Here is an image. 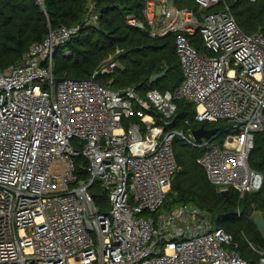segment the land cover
I'll list each match as a JSON object with an SVG mask.
<instances>
[{
  "label": "built area",
  "instance_id": "built-area-1",
  "mask_svg": "<svg viewBox=\"0 0 264 264\" xmlns=\"http://www.w3.org/2000/svg\"><path fill=\"white\" fill-rule=\"evenodd\" d=\"M195 2L143 0L144 19L128 16L153 38L175 35L184 76L175 90L102 84L97 76L120 65L114 54L89 78H56V46L80 25L52 31L0 71V264H264V249L249 241L260 255L251 263L195 204L159 212L180 168L177 135L204 149L198 162L221 192L243 196L264 181L250 165L264 129V34L246 33L229 0ZM178 99L195 105L197 122L231 125L222 144L198 141L197 128H168ZM97 180L109 213L90 191Z\"/></svg>",
  "mask_w": 264,
  "mask_h": 264
},
{
  "label": "trees",
  "instance_id": "trees-1",
  "mask_svg": "<svg viewBox=\"0 0 264 264\" xmlns=\"http://www.w3.org/2000/svg\"><path fill=\"white\" fill-rule=\"evenodd\" d=\"M229 2L246 33L264 34V0ZM176 3L198 8L195 0H176ZM143 5V0H0V71L19 64L31 46L44 42L52 31L61 26L71 28L80 25L76 36L56 46V78H89L105 59L114 54L120 65L112 73L97 76L102 84L115 89L136 85L141 94L153 88L175 90L184 77L176 53L175 35L153 38L147 29L128 21L131 14L144 19ZM91 15H96V19L88 18ZM192 41L201 48L197 39ZM118 49L120 52L117 53ZM165 69H168L165 76L150 82L152 75ZM177 104L174 122L168 128H212L195 121L196 110L192 102L178 99ZM214 123L219 133L228 132L231 128L227 122L222 125H219L220 121ZM178 137L174 139V148L180 168L172 179V188L164 206L175 208L183 203H192L206 210L216 228H223L234 236L240 254L251 263L257 262L260 255L251 248L249 241L264 249V236L253 220L255 213L264 215V181L259 190L246 192L243 196L233 187L223 194L217 185L210 182L204 167L198 162L204 149L193 147ZM76 163L77 173L87 178L83 168L85 158L77 157ZM250 165L264 176V129L255 135Z\"/></svg>",
  "mask_w": 264,
  "mask_h": 264
},
{
  "label": "rangeland",
  "instance_id": "rangeland-1",
  "mask_svg": "<svg viewBox=\"0 0 264 264\" xmlns=\"http://www.w3.org/2000/svg\"><path fill=\"white\" fill-rule=\"evenodd\" d=\"M201 49V48H200ZM222 125L223 123H226V121H220ZM207 124V126L209 127H214L215 123H209V122H199V125L201 124ZM171 127H169L170 129ZM175 128V127H173ZM175 129H179V128H175ZM183 130V129H180ZM184 130L188 131L187 128H184ZM229 132V131H228ZM228 132L225 133H221L219 134L218 137L215 138V142L218 144H222L225 136L228 134ZM178 139H181V137H178ZM74 144L76 143L75 140L72 141ZM185 143V142H184ZM91 193L93 194L95 201L97 203V205L102 208V210L106 213H109L110 209H111V203L109 200V193L108 191L101 185V182L99 180L96 181V183L94 184V186L90 189ZM171 191V190H170ZM168 199H170V197H168ZM173 207L170 208V206H163L161 207V209L159 210V212H163V213H167L168 211H170ZM148 213H145V215H147ZM93 236L95 238V240L97 239L96 233H93Z\"/></svg>",
  "mask_w": 264,
  "mask_h": 264
},
{
  "label": "water",
  "instance_id": "water-1",
  "mask_svg": "<svg viewBox=\"0 0 264 264\" xmlns=\"http://www.w3.org/2000/svg\"><path fill=\"white\" fill-rule=\"evenodd\" d=\"M168 69H165L164 71L160 73H156L151 76L150 82L154 83L155 81L159 80L163 76L167 74ZM122 93H125V91H122ZM219 129L218 128H206L204 126H201L193 131L195 137L198 141H202L203 137L206 138H212V137H218ZM223 194L227 193V190L222 191ZM253 220L257 224L259 230L261 231L262 235L264 236V215L260 212L255 213L253 216Z\"/></svg>",
  "mask_w": 264,
  "mask_h": 264
}]
</instances>
